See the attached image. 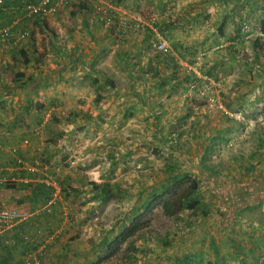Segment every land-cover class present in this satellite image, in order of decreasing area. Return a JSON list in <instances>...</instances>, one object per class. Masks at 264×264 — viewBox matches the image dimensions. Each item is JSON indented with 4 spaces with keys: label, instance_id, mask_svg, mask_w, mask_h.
<instances>
[{
    "label": "rangeland",
    "instance_id": "rangeland-1",
    "mask_svg": "<svg viewBox=\"0 0 264 264\" xmlns=\"http://www.w3.org/2000/svg\"><path fill=\"white\" fill-rule=\"evenodd\" d=\"M115 2L116 12L134 26L125 36L119 35L118 22L108 28L102 19L96 33L81 34L77 45L68 36L83 33L74 14L54 16L47 19L53 32L41 24L21 38L23 46L33 47H27L31 63L25 66L18 53L6 70L10 84L17 70L42 80L0 99V112H18V158L22 154L51 181L67 180L79 190L68 197L63 193L62 205L69 206L64 254L54 264H185L189 248L198 254L190 264H207V258L215 264H262L264 202L242 210L231 228L219 224L231 219L233 203L237 207L262 189L264 35L259 27L264 0ZM98 13L95 20L102 18ZM236 22L242 26L239 37ZM162 38L170 47L159 56L155 45ZM67 61L65 76L64 70L60 76L52 73ZM89 64L114 85L95 76L91 82L83 77L87 84L73 83ZM191 73L197 79L186 81ZM162 79L171 80L162 87ZM28 98L45 107L27 110ZM206 166L219 172L211 175ZM191 178L203 180L199 195L212 209L214 223L191 211L167 217L158 207L144 215L142 222L149 226L132 241L108 249L144 213L148 200L167 191L181 193ZM90 181H109L119 191L102 198ZM178 182L184 183L179 187ZM57 214L51 223L63 220Z\"/></svg>",
    "mask_w": 264,
    "mask_h": 264
},
{
    "label": "crops",
    "instance_id": "crops-1",
    "mask_svg": "<svg viewBox=\"0 0 264 264\" xmlns=\"http://www.w3.org/2000/svg\"><path fill=\"white\" fill-rule=\"evenodd\" d=\"M38 1V0H36ZM75 2V0H71ZM91 1L92 5L95 7L94 0ZM73 2V3H74ZM21 3L20 0H4L0 4V28L2 27H9L13 23L15 24L12 28V36L11 39L7 40L6 42L2 40L0 37V81H7V72L6 70L8 67L11 68V64L14 60H18V53L27 50L28 48H33L30 46H23L24 40L20 38V34L24 32H29V34L34 33L36 25L34 24V19L32 17L26 16L24 12L23 3L22 6L19 5ZM70 3V4H71ZM72 3V5H73ZM71 5V6H72ZM76 5V4H74ZM71 6H67L61 8L59 12L55 15L47 17V19H55L54 16H67L70 12L74 14L73 16L78 20L80 23L79 31L80 32H72L74 36H70L71 39L74 40V44L78 43L79 36L83 37L81 34L85 35V37H91L93 33H96L95 29L98 30L99 24L101 23L100 20H95L94 14L96 10L93 6L90 7L89 10H81L77 4V8H73ZM76 9V10H75ZM70 16H67L69 19ZM64 21V19H62ZM22 21V26L19 27L18 24ZM92 24H90V22ZM71 30V28H69ZM65 33V31H64ZM79 45V44H77ZM81 46V45H80ZM71 47V45H70ZM74 52L76 48L73 49ZM67 52V51H66ZM65 52V53H66ZM77 59V58H75ZM65 60V59H64ZM66 63V66L65 64ZM68 63V64H67ZM69 61L62 62L59 66H57L52 73L57 74L60 76V72L64 70V76L66 75L65 71H69ZM81 68V66H78ZM87 69V71H86ZM78 76L74 77L73 83L78 84H87V81H83V77H86L92 81L91 75H93V71L86 67L85 70H78ZM95 72V71H94ZM18 73V70L17 72ZM62 73V74H63ZM68 74V73H67ZM45 78H47V74H45ZM94 77V76H93ZM77 78V79H76ZM95 81V80H94ZM69 84V83H67ZM71 85V83L69 84ZM13 92H2L0 93V99L4 97H9ZM7 121L12 126H7ZM4 128L9 129V132L3 130ZM18 158V112H0V178L4 181H13L17 183L18 181L21 182L23 179L22 177L18 176V171L15 170L13 163ZM18 191L14 193H5L0 191V202L7 201L11 202L12 206H5L1 205L0 207H8V208H21L24 210H32L33 212L39 211V214H35L30 220L22 222L20 224H15L13 227H7L4 224H0V264H34L35 261L33 258L30 259L31 255L34 254L36 260L40 262V264H54V261L61 257L64 253H62V249L65 243H62V236L65 233V225H66V218L68 217V205H62L61 209L59 210L56 206L54 207L53 204H50L47 209L45 207H36L29 203H25L22 205H18L16 200L10 199V196L18 197ZM55 195V194H54ZM4 196V197H3ZM8 196V197H6ZM55 198V199H54ZM52 203L58 200L59 195L57 197L54 196ZM64 203V202H63ZM43 212V213H42ZM46 212V213H45ZM63 218L60 222L54 221L50 222L52 218H55L54 213ZM56 219V218H55ZM207 235V231H206ZM25 237H29V239H25ZM244 246V243H241ZM214 246V243H213ZM233 250V249H232ZM192 256V259H197L198 254L196 252H189ZM188 252H184L183 256L189 254ZM200 258L201 255L199 254ZM205 256V254H204ZM232 252L230 257H232ZM238 256V255H237ZM244 255L239 256L242 258ZM206 257V256H205ZM212 257V255H211ZM211 258H207V264L210 262L211 264H215L216 262L210 261ZM218 259V258H216ZM216 261V260H215ZM34 262V263H33ZM238 263V260L236 261Z\"/></svg>",
    "mask_w": 264,
    "mask_h": 264
},
{
    "label": "trees",
    "instance_id": "trees-1",
    "mask_svg": "<svg viewBox=\"0 0 264 264\" xmlns=\"http://www.w3.org/2000/svg\"><path fill=\"white\" fill-rule=\"evenodd\" d=\"M21 3L19 5L22 6L23 0H20ZM76 1V0H75ZM24 6V3H23ZM22 6V7H23ZM78 6L81 10H89L92 5L91 1L89 0H78ZM94 7V6H93ZM94 9L97 12L96 6ZM98 13V12H97ZM99 14V13H98ZM32 21H34V24H42L43 27H47V30L49 32H53V28L50 27L47 17H43L40 15H35L31 16ZM103 18L100 17V21L102 22ZM103 24V22H102ZM19 27L22 26V21L20 24H18ZM241 24H238L236 22V27H235V33H237L236 37H239L240 31H241ZM259 31L261 34L264 35V17L260 21V27ZM29 33V32H28ZM33 34V33H32ZM261 37H257L254 41L255 47H259ZM234 47V46H232ZM35 50V49H34ZM36 51V50H35ZM23 57V64L25 66L29 65L31 63V58L28 56V52L26 50L22 51L20 53ZM164 54L163 51L159 52V56ZM158 56V57H159ZM41 60L40 58H35V62L39 63ZM86 67L90 68L93 71V75L98 79H100L101 82L107 84V85H114L113 80L110 78H104L101 73H99L101 70H95L93 69L94 66L89 64L86 65ZM193 75L194 77H192ZM15 79L13 80V83L5 82V81H0V93L6 91V92H12V91H26L27 89H31L33 87L39 86L40 82L42 81L41 79H38L37 77L30 75L26 77V73L24 72H18L15 75ZM197 79L196 74L191 73L189 76H186V81L188 80H195ZM172 80H177L178 76L176 74H173L171 76ZM170 79V80H171ZM95 80V79H94ZM170 80L162 79V82H160V86L165 87L170 83ZM29 105L25 106V108L28 110L29 106L33 107L36 106L39 110L44 108L42 104H34L33 100H30L28 98ZM20 157L24 158L22 154H20ZM14 165V163L12 164ZM37 168V167H36ZM210 172L211 175L217 174L219 171L215 169L213 166H206V169ZM18 176L22 177L23 179L21 182L18 181L17 183L13 181H3L0 182V191L5 192V193H14L15 191H18V197L17 196H10V199L16 200L18 202V205H22L25 203H29L33 206H38L42 207L44 205H47L49 202H51L54 198V193L56 192V188L52 185L49 184L48 181L51 180L52 177H50L47 174V171L45 169L42 170V172H39L38 169L35 172H19L18 171ZM219 176V174H218ZM222 177V175H221ZM261 185V192H257V195L253 196V199H249L247 201H244L243 203L239 204L237 207L233 203L234 206V213L231 215V219L219 224L220 226L224 228H231V223L232 221L235 220L237 214L240 215L242 213V210H247L252 208L253 206L256 205H261V203L264 202V179L260 178ZM263 179V180H262ZM258 180V179H257ZM183 181V180H182ZM203 182L202 179H197V178H191L190 185H188L186 188L182 190L181 193H175L174 195L170 192L167 191L165 193H161L155 197H153L151 200H148L146 206H145V211L143 214L140 216L133 218L127 226H125L119 234L114 238V241L109 244L108 249H111L112 247H116V249H119L123 244L132 241V239L137 236L138 234L141 233L144 229L147 228L148 223L142 222V218L144 217L145 214L147 213H152L154 209L161 207L162 212L165 216L167 217H173L176 218L179 214H181L183 211H191L194 214H199L201 213V216L206 220V221H211L214 223L210 217L212 218V209L209 208L207 205L202 204V199L199 195L200 191V184ZM60 188V195L62 200H58L56 203L61 204L65 201V197H63V193L66 197H68L69 193H76L79 190L77 188H74L69 184V181L63 182L62 180L57 179L56 182ZM66 183V184H65ZM184 182H178L177 186H182ZM89 185L91 186V189L101 195L102 198L106 196H114L116 193H118L119 188L114 184H112L109 181H104V182H96V181H90ZM167 195H173L170 198H166ZM4 197V196H3ZM8 197V196H6ZM53 204V203H52ZM55 207V206H54ZM200 211V212H199ZM220 211V210H219ZM221 218L220 221L222 222V217L224 219V215L222 212H220ZM209 217V218H208ZM218 225V226H219ZM201 236H203V231H201ZM190 249V248H189ZM186 250L184 252L189 251ZM129 250V248H128ZM189 253V252H188ZM114 255V252L111 253ZM129 257L132 259L136 258V254H129ZM185 261V264H190V262L193 261L192 256L189 254H186L183 258ZM180 260V259H179ZM208 264H211L210 262ZM258 264V262L256 263ZM260 264V263H259Z\"/></svg>",
    "mask_w": 264,
    "mask_h": 264
},
{
    "label": "built area",
    "instance_id": "built-area-1",
    "mask_svg": "<svg viewBox=\"0 0 264 264\" xmlns=\"http://www.w3.org/2000/svg\"><path fill=\"white\" fill-rule=\"evenodd\" d=\"M4 0H0V4ZM95 6L97 9V12L101 13L102 18L105 22V25H107L108 28H112V24L116 21L118 22L121 33L119 34L121 37L125 36L127 32L133 29V25L130 21H128L126 18H124L121 14L116 12V2L115 0H94ZM24 3V12L26 16H35L40 15L43 17H50L55 15L61 8L67 7L73 3H71V0H23ZM71 3V4H70ZM97 3V5H96ZM15 24L13 23L9 27H2L0 28V37L5 42L11 39L12 36V28ZM29 36L28 32H24L20 34V38H26ZM157 50L160 51H166L170 47L167 39H161L159 42L155 45ZM14 167L16 171L19 172H35L37 171V168L27 162L24 158L19 157L14 163ZM1 170V169H0ZM4 180H1L0 182H3ZM49 184H52L56 188V192L54 193L55 197L59 195L60 188L56 182L48 181ZM55 199V198H54ZM54 201V200H53ZM52 204V201L49 202L47 205H45L44 209H47L48 206ZM35 214H39V211L31 212L28 210H24L21 208H8V207H0V224H4L7 227H13L15 224H20L22 222L30 220ZM25 239H29V237H25ZM35 255L32 254L30 259L33 258L35 261L34 264H40L38 260H36ZM29 264H31V261H29ZM262 264L264 262L262 261Z\"/></svg>",
    "mask_w": 264,
    "mask_h": 264
}]
</instances>
